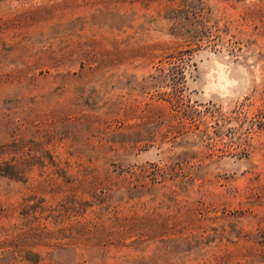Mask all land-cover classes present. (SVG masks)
Returning a JSON list of instances; mask_svg holds the SVG:
<instances>
[{"label": "rangeland", "instance_id": "374dc122", "mask_svg": "<svg viewBox=\"0 0 264 264\" xmlns=\"http://www.w3.org/2000/svg\"><path fill=\"white\" fill-rule=\"evenodd\" d=\"M0 264H264V0H0Z\"/></svg>", "mask_w": 264, "mask_h": 264}]
</instances>
